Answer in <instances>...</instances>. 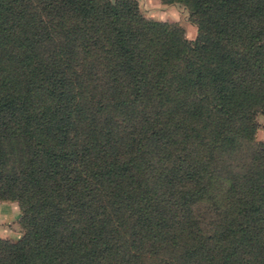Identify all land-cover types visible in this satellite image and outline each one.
Wrapping results in <instances>:
<instances>
[{
    "label": "trees",
    "instance_id": "trees-1",
    "mask_svg": "<svg viewBox=\"0 0 264 264\" xmlns=\"http://www.w3.org/2000/svg\"><path fill=\"white\" fill-rule=\"evenodd\" d=\"M0 0V264H264V0Z\"/></svg>",
    "mask_w": 264,
    "mask_h": 264
},
{
    "label": "rangeland",
    "instance_id": "rangeland-1",
    "mask_svg": "<svg viewBox=\"0 0 264 264\" xmlns=\"http://www.w3.org/2000/svg\"><path fill=\"white\" fill-rule=\"evenodd\" d=\"M170 5V8L166 12L159 14V18L163 22H174L183 31V35L186 39L192 40L196 35V27L188 16V10L182 4H164ZM163 8V7H162ZM138 12L148 18L142 10L138 8ZM152 15L155 16V13ZM153 20V19H152ZM256 129L254 131L253 140L245 143L240 149L241 151L235 155L234 163L241 164L245 162L256 147V143H264V115L257 114L255 117ZM19 209L15 202L11 201H0V238L5 240H17L21 236V229L18 225Z\"/></svg>",
    "mask_w": 264,
    "mask_h": 264
},
{
    "label": "crops",
    "instance_id": "crops-1",
    "mask_svg": "<svg viewBox=\"0 0 264 264\" xmlns=\"http://www.w3.org/2000/svg\"><path fill=\"white\" fill-rule=\"evenodd\" d=\"M137 6L144 13H147V17L153 20H162L158 16L162 12H166L170 5H164L160 2V0H135ZM163 7V8H162ZM155 13V16L152 15Z\"/></svg>",
    "mask_w": 264,
    "mask_h": 264
}]
</instances>
